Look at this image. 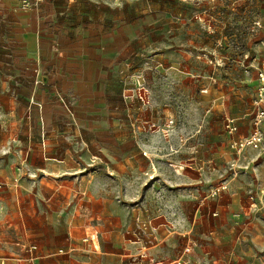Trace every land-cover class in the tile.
Instances as JSON below:
<instances>
[{
    "label": "rangeland",
    "instance_id": "rangeland-1",
    "mask_svg": "<svg viewBox=\"0 0 264 264\" xmlns=\"http://www.w3.org/2000/svg\"><path fill=\"white\" fill-rule=\"evenodd\" d=\"M22 1L0 0V142L11 131L33 145L49 139L54 155L72 148L80 162L102 160L106 146L125 157L137 142L169 143L181 174L207 177L193 185L192 206H219L208 222L228 216L227 244L239 231L234 220L264 238V208L250 213V226L243 217L249 192L264 184V156L247 176L246 166L233 170L224 127L234 119L242 138L253 118L264 30L248 29L264 24V0H43L29 9ZM202 14L215 21L200 23ZM217 182L226 191L213 200ZM247 232L237 246H252Z\"/></svg>",
    "mask_w": 264,
    "mask_h": 264
},
{
    "label": "crops",
    "instance_id": "crops-1",
    "mask_svg": "<svg viewBox=\"0 0 264 264\" xmlns=\"http://www.w3.org/2000/svg\"><path fill=\"white\" fill-rule=\"evenodd\" d=\"M200 16V23L215 21L207 14ZM100 55L95 52L96 58ZM251 121L246 136L251 132ZM236 126L228 148L232 140L246 137H235L239 133ZM11 132L0 142V184L8 186L0 190V258L25 257L20 246L35 245L32 264H226L237 259L245 264H264L260 231L244 229V223L234 220L239 231L234 235L230 229L234 236L229 245L225 239L228 216L222 213L214 225L208 222L210 213L217 216L219 206L208 207L206 212L200 209L203 202L192 206L197 195L193 185H201L207 177L195 169L181 174L184 169L172 164L177 152L169 143L137 142L134 152L125 157L111 154L106 146L99 149L102 160L88 156L80 162L72 148H61L56 156L49 139L33 145L30 140L14 139ZM104 132L114 134L108 128ZM40 134L43 138L44 126ZM246 154L257 153L247 150L237 161L247 167L241 172L247 176L261 155L249 161ZM92 157L98 159L97 169L88 167ZM234 158L232 162H236ZM173 167L177 176L172 174ZM13 181L17 189L12 188ZM219 183L205 188L211 190ZM248 196L243 217L250 226L253 211L249 210ZM241 230L248 231L252 246L236 245ZM93 232H97L96 252L82 242ZM143 248L145 255L140 258ZM58 250L63 254L54 255Z\"/></svg>",
    "mask_w": 264,
    "mask_h": 264
},
{
    "label": "built area",
    "instance_id": "built-area-1",
    "mask_svg": "<svg viewBox=\"0 0 264 264\" xmlns=\"http://www.w3.org/2000/svg\"><path fill=\"white\" fill-rule=\"evenodd\" d=\"M43 0H23L22 8H36ZM201 16H195V19L201 22ZM257 29L264 30V24H261L260 20H255L248 31L254 33ZM262 63L260 69L257 73V89L255 98L252 102L253 108V118L251 121V132L248 136L240 140H232L229 143V148L234 156L237 158L236 162L231 164L233 170L238 166V159L244 155L245 151L251 150L256 152L259 155L264 156V52L262 53ZM247 59V56H245ZM205 93L206 91H202ZM33 103V102H32ZM36 105V104H35ZM68 110V109H67ZM225 130L229 135H233L237 131L236 121L232 118H225L224 122ZM91 169H97L99 167L98 159L92 157L88 165ZM247 167L244 170H239L240 172H246ZM236 172V171H235ZM235 175H237L235 173ZM16 181H13L12 188L17 189ZM3 188H8L6 184H0V190ZM226 190V185L223 182H220L217 186L212 188L209 192V197L214 198L218 196L221 192ZM248 201L250 202L249 210L252 212L258 211L261 208H264V184L258 188L254 193L249 194ZM82 242L89 244L92 249L97 251V232H93L82 238ZM21 251L25 254V257L21 256H9L0 258V263L4 264L7 261H12L13 264H32L36 260V251L37 247L35 245L29 246H20ZM144 248L139 251V257L142 258L145 255ZM63 254V250H58L54 255Z\"/></svg>",
    "mask_w": 264,
    "mask_h": 264
}]
</instances>
